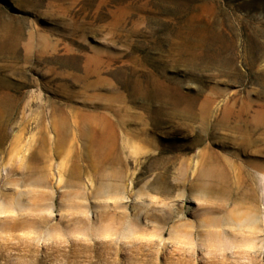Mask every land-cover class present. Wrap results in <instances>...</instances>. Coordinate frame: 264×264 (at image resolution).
Instances as JSON below:
<instances>
[{
	"label": "rangeland",
	"instance_id": "374dc122",
	"mask_svg": "<svg viewBox=\"0 0 264 264\" xmlns=\"http://www.w3.org/2000/svg\"><path fill=\"white\" fill-rule=\"evenodd\" d=\"M0 264H264V0H0Z\"/></svg>",
	"mask_w": 264,
	"mask_h": 264
},
{
	"label": "crops",
	"instance_id": "0c3cea01",
	"mask_svg": "<svg viewBox=\"0 0 264 264\" xmlns=\"http://www.w3.org/2000/svg\"><path fill=\"white\" fill-rule=\"evenodd\" d=\"M105 136H106V138H107V139H106L107 141H109V140L111 139V135H105ZM115 138H116V136H113V139H115Z\"/></svg>",
	"mask_w": 264,
	"mask_h": 264
}]
</instances>
